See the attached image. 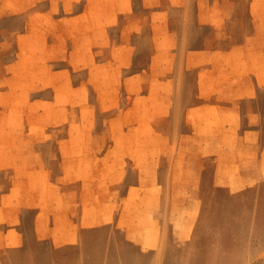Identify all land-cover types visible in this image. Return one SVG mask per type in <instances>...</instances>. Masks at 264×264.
I'll list each match as a JSON object with an SVG mask.
<instances>
[{
	"label": "crops",
	"instance_id": "crops-1",
	"mask_svg": "<svg viewBox=\"0 0 264 264\" xmlns=\"http://www.w3.org/2000/svg\"><path fill=\"white\" fill-rule=\"evenodd\" d=\"M4 1L0 0V21L23 13L26 18L6 28L0 24V216L5 209L17 220L5 228L0 221V262L3 249H12L15 243L48 240L72 245L88 229L117 226L125 216H117L113 208L121 200L128 203L131 193L141 190L142 176L147 189L158 193L165 191L160 172L167 171L169 182L182 190L188 171L194 175L207 161L199 155L201 145L213 144L203 141L197 129L218 126L222 115H237L239 126L246 129L245 138L252 129L264 135V0H47L44 9L36 0H14V13L3 7ZM152 1L158 8L154 12ZM173 6L176 17L170 18ZM153 13L162 16L158 32L152 24L143 27L132 18L125 21V16L151 18ZM152 30L153 37L159 34L142 74L143 95L127 91L137 84V74L120 68L109 74L124 86L129 98L122 118L114 119L110 127L127 130L112 136L109 151L98 152L103 138H93L86 129L102 126L93 112L110 111L107 103L114 108L117 98V90L105 88L104 45L117 54L118 63L122 59L125 64L131 59L129 49L137 48L138 33ZM11 31L14 38L8 36ZM113 31L122 36L114 39ZM11 46L15 52L9 56ZM169 62L176 63L173 76L168 75ZM28 64L37 65L41 72L30 77L19 68L11 71L13 66ZM153 80L160 85L156 91L151 88ZM171 80L178 86L170 91L165 86ZM45 93L50 97L45 98ZM73 99L80 101L79 111L93 115L78 122V133L70 122L65 123L67 135L58 141L63 147L58 153L61 170L55 174L49 152L55 128L61 126L55 116L71 111L69 105L59 108L57 104L61 100L71 104ZM137 105L150 127L171 130L160 137L132 135L135 125L130 114ZM24 127L26 132L35 128L37 134L25 135ZM241 140L245 150H251L254 141ZM137 144L145 145L142 151H137ZM157 148L161 152L154 156ZM259 151L257 158L264 148ZM127 164L135 170L132 180ZM121 174L126 184L119 195ZM3 175L11 179L4 193ZM150 198L161 197L151 194ZM8 202L30 210L31 218L23 217L24 210L3 209Z\"/></svg>",
	"mask_w": 264,
	"mask_h": 264
},
{
	"label": "rangeland",
	"instance_id": "rangeland-1",
	"mask_svg": "<svg viewBox=\"0 0 264 264\" xmlns=\"http://www.w3.org/2000/svg\"><path fill=\"white\" fill-rule=\"evenodd\" d=\"M36 1L39 2L41 9L45 8L47 0ZM154 2L152 1L151 5L153 12L158 10L153 5ZM3 5L13 13L17 11L14 0H5ZM22 6L26 9L28 4L25 6L22 4ZM21 8L20 6L19 9ZM175 8V6L171 7L170 18L176 17ZM161 17L159 13H153L151 18L136 14L125 16V21L132 18L143 27L152 24V29H157L155 31L158 32ZM25 18V13L20 16L3 17L0 24L6 28L15 24L16 20ZM11 32L8 36L14 38L13 31ZM121 34L113 31L111 36L115 39L122 36ZM158 34L153 37V30L138 33L137 48L129 49L131 59L125 64L122 59L118 63L117 54L111 53V47L104 45L102 71L105 77V88L110 89L111 92L117 90V98L114 108L113 104L107 103L106 107L112 108L110 111L96 112L95 110L93 112L95 120L102 123V126L86 129L91 132L93 138H103L102 144H98V152L102 149L104 152L109 151L112 136L123 135V130H127L119 126L110 127V125L114 119L119 121V118H122L123 108L128 105L129 98L125 97V92L143 95L145 80L142 74L149 67L150 54L156 50L153 44ZM143 37H145L144 40H142ZM14 52L15 48L11 46L9 56ZM166 66L170 69L168 75L173 76L176 63L169 62ZM239 67L240 65H237L236 69ZM18 68L22 72H27L30 77L41 72L37 65L31 64L13 66L11 71L17 72ZM118 68L125 70L126 74L129 72L137 74L135 76L138 79L137 84L130 86L127 91L122 84L118 86V80L115 81L114 77L109 75L114 70L118 71ZM139 74L141 76H138ZM146 84L149 88V81ZM177 86L176 81L171 80L165 89L171 91ZM151 88L156 91L160 85L153 80ZM20 97L23 98L22 95ZM44 97L49 98L50 95L45 93ZM94 98H90L91 102ZM27 102L28 98L25 97V103ZM66 105H69L71 111L56 113L55 121L61 123V126L55 128L53 133L55 140L49 147L55 174H59L61 170L58 153L63 147L62 145L60 147L58 141L67 135L65 123L70 122L75 133H78V122L85 120L88 116L91 118L93 115V113L79 111L81 104L76 99H73L71 104L61 100L57 107L63 108ZM212 114L216 115V113L209 115ZM130 119L135 125L131 134L135 136L156 137L161 132L166 133L171 130L163 126L149 127L148 123L144 122V112L138 111V105L137 111L131 112ZM114 123L116 125L118 122ZM217 123L218 126L214 128L197 129V135L203 141L209 139L213 144L201 145L199 155L207 161L201 162V169L194 171V175L188 171L182 190L177 191L176 184L169 182L167 171L160 172L159 178L161 182H165V191L158 193L153 189H147L142 176L141 190L131 193L128 203L121 200V203L113 208L117 216L121 217L122 213L125 216V219L121 218L116 223L117 226L110 223L88 229L90 231L82 232L81 238L72 245H54L48 240L38 241L35 245L26 242L21 246L15 243L14 248L3 249V260L0 264H264V153L261 154V158H257V154H260L258 150L264 148V135L261 131L258 133L256 129H252V132L248 133L249 137L245 138L246 129L239 126L238 116L234 114L230 117L222 115ZM23 130L25 135L37 134L35 128L29 129V132H26L25 127ZM241 139L254 141L250 145L251 150H245V144H242ZM136 146L137 151L143 150V144ZM95 148L96 145L93 144V150H96ZM154 152L153 155L157 156L161 149L157 148ZM241 157H244L242 162ZM126 170L129 174L131 173L130 180L134 179L133 166L127 164ZM124 178L123 174L119 177V195L123 193L126 184H124ZM9 179V176L3 175V193L7 191ZM51 179H53L52 176ZM146 179L149 180V176ZM55 188L58 190V187L55 186ZM30 189H33V185ZM60 192L62 194V191ZM151 194L159 195L161 198L151 199ZM5 207L15 212L26 211L27 214L23 217L27 219L32 216L30 210L11 206L9 202L3 205V209ZM0 221L3 222V228L17 222L16 216L5 209L3 216H0Z\"/></svg>",
	"mask_w": 264,
	"mask_h": 264
},
{
	"label": "bare ground",
	"instance_id": "bare-ground-1",
	"mask_svg": "<svg viewBox=\"0 0 264 264\" xmlns=\"http://www.w3.org/2000/svg\"><path fill=\"white\" fill-rule=\"evenodd\" d=\"M254 3H255V2H254ZM260 8H261V7H260ZM214 12H215V11H214ZM218 12H219V11H218ZM218 12H217V13H218ZM216 19H217V18H216ZM258 20H259V19H258ZM257 23H258V22H257ZM211 35H212V34H211ZM243 41H244V40H243ZM238 51H239V50H238ZM217 54H218V53H217ZM236 58H238V57H236ZM247 59H248V58H247ZM243 61H244V60H243ZM239 65H240V64H239ZM219 67H220V66H219ZM223 67H224V66H223ZM233 67H234V66H233ZM220 69H221V67H220ZM228 75H229V74H228ZM217 77H218V76H217ZM207 78H208V77H207ZM208 79H209V78H208ZM210 80H211V79H210ZM220 81H221V80H220ZM262 81H264V80H262ZM215 82H218V81H215ZM222 82H223V81H222ZM233 84H234V83H233ZM229 88H230V87H229ZM229 88H228V89H229ZM256 91H257V90H256ZM257 93H258V92H257ZM236 95H237V94H236ZM221 96H222V95H221ZM199 111H200V110H199ZM220 115H221V114H220ZM227 115H228V114H227ZM198 117H200V116H198ZM238 118H239V117H238ZM149 127H150V126H149ZM195 127H196V126H195ZM193 129H194V128H193ZM234 131H235V130H234ZM206 133H207V132H206ZM206 133H205V134H206ZM159 137H160V135H159ZM146 138H147V137H146ZM181 140H182V139H181ZM221 140H222V139H221ZM127 141H128V140H127ZM182 141H183V140H182ZM222 141H223V140H222ZM145 142H146V141H145ZM155 142H156V141H155ZM125 145H126V144H125ZM147 145H148V143H147ZM187 145H188V144H187ZM144 146H145V145H144ZM141 148H142V147H141ZM183 148H184V147H183ZM146 150H147V149H146ZM259 150H260V149H259ZM244 153H245V152H244ZM244 153H243V154H244ZM240 156H241V155H240ZM240 156H239V157H240ZM246 156H247V155H246ZM248 156H249V155H248ZM180 157H181V156H180ZM239 157H238V158H239ZM245 161H246V160H245ZM236 163H237V162H236ZM242 165H243V164H242ZM228 166H229V165H228ZM243 166H244V165H243ZM150 168H151V167H150ZM226 169H227V168H226ZM229 173H230V172H229ZM200 175H201V174H200ZM239 176H240V175H239ZM218 178H219V177H218ZM229 179H230V178H229ZM230 181H231V180H230ZM250 181H251V180H250ZM230 184H231V183H230ZM230 184H229V186H230ZM256 191H257V190H256ZM203 193H204V192H203ZM197 205H198V203H197ZM124 210H125V209H124ZM127 215H128V214H127ZM128 216H129V215H128ZM131 218H132V217H131ZM124 219H125V218H124ZM132 219H133V218H132ZM122 220H123V219H122ZM121 222H122V221H121ZM122 224H123V223H122ZM129 224H130V223H129ZM144 226H145V225H144ZM158 226H159V225H158ZM145 227H146V226H145ZM218 256H219V255H218ZM150 263H151V262H150Z\"/></svg>",
	"mask_w": 264,
	"mask_h": 264
}]
</instances>
